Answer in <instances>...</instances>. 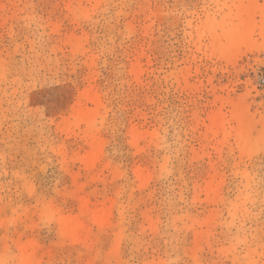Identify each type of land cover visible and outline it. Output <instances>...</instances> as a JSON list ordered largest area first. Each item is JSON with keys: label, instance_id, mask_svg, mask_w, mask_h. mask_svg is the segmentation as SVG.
<instances>
[{"label": "rangeland", "instance_id": "374dc122", "mask_svg": "<svg viewBox=\"0 0 264 264\" xmlns=\"http://www.w3.org/2000/svg\"><path fill=\"white\" fill-rule=\"evenodd\" d=\"M263 73L264 0H0V264H264Z\"/></svg>", "mask_w": 264, "mask_h": 264}, {"label": "bare ground", "instance_id": "6f19581e", "mask_svg": "<svg viewBox=\"0 0 264 264\" xmlns=\"http://www.w3.org/2000/svg\"><path fill=\"white\" fill-rule=\"evenodd\" d=\"M252 33H253V27L247 25L246 26V32L244 34H241V33H235L234 35H232V37L230 38L231 39V43H230V48L233 49V52L234 53H238V49L240 47H246L247 44H248V47H249V44L252 42L251 40V36H252ZM233 40V41H232ZM251 41V42H250ZM233 52H231L233 54ZM235 55V54H233ZM240 115V113L237 114V116ZM240 117V116H238ZM241 118V117H240ZM241 120V119H239Z\"/></svg>", "mask_w": 264, "mask_h": 264}, {"label": "built area", "instance_id": "2783aa9c", "mask_svg": "<svg viewBox=\"0 0 264 264\" xmlns=\"http://www.w3.org/2000/svg\"><path fill=\"white\" fill-rule=\"evenodd\" d=\"M258 84L264 86V73L259 76Z\"/></svg>", "mask_w": 264, "mask_h": 264}]
</instances>
